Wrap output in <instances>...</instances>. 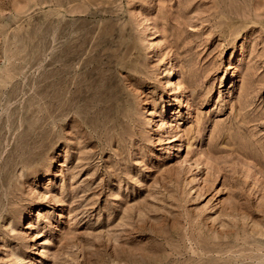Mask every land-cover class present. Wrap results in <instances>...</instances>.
I'll list each match as a JSON object with an SVG mask.
<instances>
[{"label": "rangeland", "instance_id": "1", "mask_svg": "<svg viewBox=\"0 0 264 264\" xmlns=\"http://www.w3.org/2000/svg\"><path fill=\"white\" fill-rule=\"evenodd\" d=\"M0 264H264V0H0Z\"/></svg>", "mask_w": 264, "mask_h": 264}]
</instances>
